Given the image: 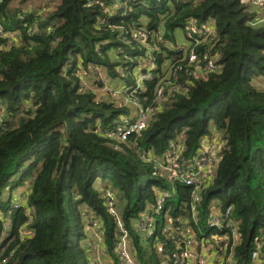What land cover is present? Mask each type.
<instances>
[{
  "label": "trees",
  "instance_id": "1",
  "mask_svg": "<svg viewBox=\"0 0 264 264\" xmlns=\"http://www.w3.org/2000/svg\"><path fill=\"white\" fill-rule=\"evenodd\" d=\"M258 16L242 0H0V209L29 184L24 205L8 225L0 221V245L10 255L3 264H97L83 243L88 218L100 226L106 256L122 264L107 188L120 202L136 264H166L164 253L170 264L171 221L196 241L227 236L232 264H251L256 248L264 256V90L252 83L264 76ZM190 20L211 25L212 35L187 37ZM177 29L187 46L178 47ZM138 30L161 36L142 42ZM148 53L152 77L136 91ZM107 80L126 104L112 99ZM139 108L149 113L146 127L117 139L115 130ZM212 129L223 143L218 162L192 198L193 186L157 166L174 145L182 166L192 163ZM228 207L229 217L210 227L214 209L224 215ZM148 209L150 236L137 227Z\"/></svg>",
  "mask_w": 264,
  "mask_h": 264
},
{
  "label": "built area",
  "instance_id": "2",
  "mask_svg": "<svg viewBox=\"0 0 264 264\" xmlns=\"http://www.w3.org/2000/svg\"><path fill=\"white\" fill-rule=\"evenodd\" d=\"M242 2L248 4L259 13V16L254 19V23H264V0H242ZM185 29H186V35L189 38H191L193 33H196L199 36H204V37L211 36L213 33L211 25L203 24L200 25V27H197L193 20H190L189 25ZM137 36L142 42H147L150 36L159 38L161 36V31L138 30ZM4 37H5V33L0 25V38H4ZM182 47L183 46H181L180 48ZM150 56H151L150 53H148L147 58L144 60L146 65L145 66L142 65L143 72H141L140 75H138L137 77L138 79L135 89L136 91L142 89V85L140 81L152 77L151 69L154 67V64ZM195 60H196L195 54L193 52L188 53V63L190 64ZM213 68H214V64L212 61H208L207 65L204 67L205 70H211ZM178 69H180V67H178ZM102 81L104 80L102 79ZM104 85H105V89L108 90L106 83H104ZM165 86L166 83H163L158 87L156 92V101L161 102L164 99L163 90ZM148 119H149V113L147 112V110L140 108L137 109V114L135 116V119L131 121H127L123 123L121 127L117 128L115 130V137L121 141L126 140L130 134L138 133L140 130L145 128L148 123ZM219 148L220 146L216 144V149L214 146L211 149L212 152L206 151V153H198L192 163L183 167L180 161L176 157L178 153V147L174 145L172 147V150H170V152L166 155L165 162L164 161L159 162L157 167L158 169L160 168L161 170H164L167 178H169L171 181L179 180L182 181L185 185L193 186L191 197L194 198L196 194L205 187L206 182L212 176L210 172L212 167H214L215 164L218 162V156L216 153H218ZM104 196L109 206V211L115 217L116 222L118 223V230L121 232L119 240L116 244V250L118 251L121 257L122 264H136L131 256L127 233L123 229L120 223V217L116 216L112 210L113 209L112 206L115 201L112 190L110 188H107L104 192ZM21 201L11 200L6 210L2 211L0 209V221H3L6 223V225H8L14 211L21 206ZM162 203H163V195L159 194L157 196L156 204L151 208V210L154 212H158L162 208ZM24 211L27 212V208H24ZM229 212H230V207L226 209L224 215H220L218 213L210 214L208 220L209 226L216 228L219 227L220 223L229 217ZM192 216H194L193 213ZM152 218L153 217L151 216L150 211L148 209L144 213L143 218L140 219L137 226L139 229L142 230V232L144 233L146 232L148 236L152 234V228H153ZM177 224L178 223H176V221H171L167 227L177 233L174 240L175 249L177 250V252L174 255L170 256L171 257L170 264H193L192 263L193 239L192 236L190 235L191 232L189 229L182 228L180 224L178 225ZM167 228H165L164 230L169 231ZM232 232L233 234H236L235 229H233ZM4 250L5 247H1L0 245V264L5 263L10 257V255H6V256L3 255ZM259 256L260 254L258 248L254 249L251 252V256H250L251 264H258ZM163 258L166 260V264H168L169 263L167 259L168 255L166 253L163 254ZM227 264H232L230 259L227 260Z\"/></svg>",
  "mask_w": 264,
  "mask_h": 264
},
{
  "label": "rangeland",
  "instance_id": "3",
  "mask_svg": "<svg viewBox=\"0 0 264 264\" xmlns=\"http://www.w3.org/2000/svg\"><path fill=\"white\" fill-rule=\"evenodd\" d=\"M41 3L39 1H35L31 4H29V7H37L39 6ZM176 37H177V41H178V47L183 46L184 45H188V42H186L185 36L183 34V32L180 29H177L175 31ZM181 43V44H180ZM141 64L143 66L146 65L145 61H142ZM195 73H197V71H195ZM107 83V87L108 90L110 91V94L112 95V99L122 101L123 104H126V101L124 99H120L122 98L120 96V94H118L117 92H115L114 90L118 88L119 85H115L114 81H106ZM252 83L254 86H256L258 89L264 90V76H258L256 78H254L252 80ZM97 93L99 95H103V91L100 90L99 88H97ZM128 104V102H127ZM130 107H132L131 105H129ZM204 140V139H203ZM207 140V141H205ZM203 142H205V146L202 145L199 153H206L207 152H212L211 149L215 146L216 149V144H218V146L221 147V137H220V132H212V135L208 138H206ZM214 150V149H213ZM217 154V153H216ZM209 172V171H208ZM211 173V172H210ZM9 187L5 188L2 195H1V199L5 200L9 194L8 192ZM29 190V184L26 182V184L22 187L16 188L12 191V196L11 199L12 200H17V201H21L23 200V197L25 198V194L28 192ZM112 210L114 212V214L116 216L120 217V202L116 203V201H114L113 206H112ZM89 216V215H88ZM86 233H87V238L83 241L84 246H86L88 248V250L90 251V248H94L96 255L98 256V258H100V260H102L101 258H104L103 253L101 254V249L99 248V245L101 244V239H100V226L96 224V220L92 219V218H88L87 219V225H86ZM97 246V247H96ZM90 253V252H89ZM94 255V254H93ZM97 262V261H96ZM97 264H102L100 262H98Z\"/></svg>",
  "mask_w": 264,
  "mask_h": 264
},
{
  "label": "crops",
  "instance_id": "4",
  "mask_svg": "<svg viewBox=\"0 0 264 264\" xmlns=\"http://www.w3.org/2000/svg\"><path fill=\"white\" fill-rule=\"evenodd\" d=\"M213 131L217 132L216 130L212 129V132ZM207 138L209 139V137ZM205 139L206 138H204V140ZM203 141H202V145L205 146V142ZM222 144L223 143L221 141V145ZM214 169L215 166L212 167L211 169L212 173L214 172ZM22 204L24 205V201H22ZM214 211H215L214 213H218L216 209H214ZM226 240H227V236H223L221 238L211 237L209 239H202L199 241L193 239L192 263L193 264H227V260L230 259V256L229 254L226 253L227 252ZM99 248L101 249L102 251L101 254L103 253L104 258H101L102 260H100V258H98V256L96 255L94 248H90V251L88 250V258L90 260V263L100 262L102 264H112L111 260L104 253L105 250L101 244L99 245ZM258 264H264V256L262 255L259 256Z\"/></svg>",
  "mask_w": 264,
  "mask_h": 264
}]
</instances>
